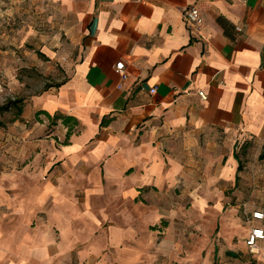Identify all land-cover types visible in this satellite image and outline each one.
Here are the masks:
<instances>
[{
  "label": "crops",
  "instance_id": "crops-1",
  "mask_svg": "<svg viewBox=\"0 0 264 264\" xmlns=\"http://www.w3.org/2000/svg\"><path fill=\"white\" fill-rule=\"evenodd\" d=\"M49 1L70 39L66 76L29 99L25 122L9 129L8 148L17 133L23 139L9 166L34 158L35 172L22 174L39 183L15 182L26 198L14 205V225L0 217V264H159L177 255L181 264H264V240L247 245L264 230L252 217L264 213V0ZM192 7L202 20L195 29L185 19ZM121 61L126 80L115 69ZM56 115L73 118L62 146L69 126ZM176 195L194 196L199 212L219 197L211 248L199 224L190 235L185 203L167 200ZM145 202L147 215H129ZM37 210L59 239L32 236ZM78 212L95 232L72 254L84 244ZM161 216L167 230H158ZM195 238L202 247L192 250Z\"/></svg>",
  "mask_w": 264,
  "mask_h": 264
},
{
  "label": "rangeland",
  "instance_id": "rangeland-1",
  "mask_svg": "<svg viewBox=\"0 0 264 264\" xmlns=\"http://www.w3.org/2000/svg\"><path fill=\"white\" fill-rule=\"evenodd\" d=\"M63 26L64 20L61 19L59 10L49 0H0V217L6 227L14 225L12 224L13 218H11L14 214V205L22 203L26 198L16 195L15 182H21L22 184L25 181L32 187L39 183L36 180L30 181L23 178L25 176L22 174L27 169L35 172L36 169L30 165L34 158L29 157L25 161L18 162L16 166H9L8 161L14 159L11 152L16 150L19 154L20 151H23V147H20L23 139L20 138L18 133L15 135L17 140H14L16 142L13 145H17V147L9 146L8 148L9 129L11 130V125H14L15 121H19L20 124L25 122L22 117L23 113L19 116V110L21 109L24 112L29 99L42 94L45 90H49V87L56 86L65 80L64 65L68 57L67 49L70 45V39ZM42 138H46V135H43ZM64 142L65 140L62 139L61 142L57 143L62 146ZM36 198L37 196H31V203H35ZM77 199L81 205L85 202L83 195L77 197ZM174 199L179 200L180 203H185L186 208H188L187 212L182 213L183 215L191 214L192 229L188 228L190 235L194 237L200 234V226L202 230L208 232L209 237L208 245L203 247L211 248L214 243V238L212 240L211 237L216 231L219 217L214 210V206L220 200L219 197H209L208 202L210 205L206 212L191 211V209H195L192 207L195 200L194 196L183 201V197L176 195L169 197L167 200L170 204L177 205L178 202ZM224 202L227 203L226 208L230 210L235 203L233 195L224 197ZM156 203L160 204V201L158 200ZM136 206L128 208L129 215L136 218H140L143 214L147 215L149 204L143 209L140 204ZM118 213L120 212H116V214ZM96 214L102 215V212L97 211ZM80 215L83 214L78 212L74 231L75 237L83 240L84 244L80 245L72 254L86 246L92 229L83 223ZM44 216L45 213L42 211L37 210L35 212L29 223L32 236L38 237L48 234L59 239L58 226L55 224L50 225ZM168 219L166 216L159 218L158 230H167ZM176 220H178V217H176ZM198 224L199 226H197ZM177 229L179 230L178 227ZM92 232L94 233L95 230L92 229ZM200 247L202 245L199 246V240H195L192 250ZM179 258H182V255H177L175 261H166L164 256H161L159 264H181L182 260ZM227 264L247 263L242 259H233L229 260Z\"/></svg>",
  "mask_w": 264,
  "mask_h": 264
},
{
  "label": "built area",
  "instance_id": "built-area-1",
  "mask_svg": "<svg viewBox=\"0 0 264 264\" xmlns=\"http://www.w3.org/2000/svg\"><path fill=\"white\" fill-rule=\"evenodd\" d=\"M185 19L187 21V23L189 24V26H191L192 28H198V26H200V24H202V20L200 17V11L197 7H192L191 9H189L186 13H185ZM198 29H196L197 31ZM240 31V29H238ZM126 65L123 61L117 63L116 65V72L120 75L122 80H126L128 78L125 69H126ZM157 92V87H154L153 89H151V93L155 94ZM200 97L203 100L207 99L206 94L201 91L199 92ZM252 217L255 220L258 221H263L264 220V213L260 212H255L253 213ZM264 240V230L263 229H254L247 241V245L249 247H254L257 245L258 242Z\"/></svg>",
  "mask_w": 264,
  "mask_h": 264
},
{
  "label": "trees",
  "instance_id": "trees-1",
  "mask_svg": "<svg viewBox=\"0 0 264 264\" xmlns=\"http://www.w3.org/2000/svg\"><path fill=\"white\" fill-rule=\"evenodd\" d=\"M59 86H61V84L56 85V86H52V87H59ZM49 88H51V87H49ZM14 104H17V103H14ZM15 106H17V105H15ZM6 108H7V107H6ZM22 113H23V112H22V110L20 109V110H19V116H21ZM41 114H44V113H39L38 115H41ZM54 118H55V119H58V120H62L64 125L69 126V130H68L67 138H66V141H65V144H68L69 138L71 137V135H72V133H73V131H72L73 126H71V123H72V121H73V118H69V117H61V116H57V115H56ZM17 119H18V118H17ZM261 158L264 160V152H263Z\"/></svg>",
  "mask_w": 264,
  "mask_h": 264
}]
</instances>
